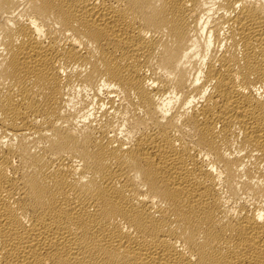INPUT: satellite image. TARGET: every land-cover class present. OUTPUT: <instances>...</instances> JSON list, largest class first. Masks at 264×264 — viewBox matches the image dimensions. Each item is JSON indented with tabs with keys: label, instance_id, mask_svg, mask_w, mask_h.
<instances>
[{
	"label": "bare ground",
	"instance_id": "bare-ground-1",
	"mask_svg": "<svg viewBox=\"0 0 264 264\" xmlns=\"http://www.w3.org/2000/svg\"><path fill=\"white\" fill-rule=\"evenodd\" d=\"M0 264H264V0H0Z\"/></svg>",
	"mask_w": 264,
	"mask_h": 264
}]
</instances>
